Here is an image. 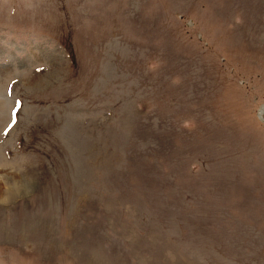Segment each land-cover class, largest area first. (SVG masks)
<instances>
[{
  "label": "rangeland",
  "instance_id": "rangeland-1",
  "mask_svg": "<svg viewBox=\"0 0 264 264\" xmlns=\"http://www.w3.org/2000/svg\"><path fill=\"white\" fill-rule=\"evenodd\" d=\"M3 98L0 264H264V0H0Z\"/></svg>",
  "mask_w": 264,
  "mask_h": 264
},
{
  "label": "water",
  "instance_id": "water-1",
  "mask_svg": "<svg viewBox=\"0 0 264 264\" xmlns=\"http://www.w3.org/2000/svg\"><path fill=\"white\" fill-rule=\"evenodd\" d=\"M256 117L258 118V120L262 123H264V105L260 104L258 106V109L256 111Z\"/></svg>",
  "mask_w": 264,
  "mask_h": 264
},
{
  "label": "bare ground",
  "instance_id": "bare-ground-1",
  "mask_svg": "<svg viewBox=\"0 0 264 264\" xmlns=\"http://www.w3.org/2000/svg\"><path fill=\"white\" fill-rule=\"evenodd\" d=\"M6 104H7V102H6V100L4 98L0 100V117L3 116V112H4L5 108H6Z\"/></svg>",
  "mask_w": 264,
  "mask_h": 264
}]
</instances>
